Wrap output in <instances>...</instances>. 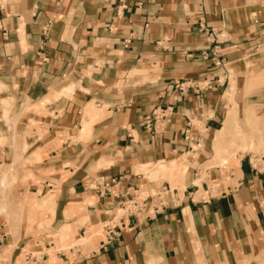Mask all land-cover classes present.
I'll list each match as a JSON object with an SVG mask.
<instances>
[{
    "label": "crops",
    "instance_id": "1",
    "mask_svg": "<svg viewBox=\"0 0 264 264\" xmlns=\"http://www.w3.org/2000/svg\"><path fill=\"white\" fill-rule=\"evenodd\" d=\"M257 129L264 0H0V264H264Z\"/></svg>",
    "mask_w": 264,
    "mask_h": 264
},
{
    "label": "rangeland",
    "instance_id": "2",
    "mask_svg": "<svg viewBox=\"0 0 264 264\" xmlns=\"http://www.w3.org/2000/svg\"><path fill=\"white\" fill-rule=\"evenodd\" d=\"M234 116V115H233ZM251 117L257 118V116H254L253 112L250 110V114L247 115V118L250 119ZM233 123H235V120L233 118ZM254 125V124H253ZM252 125V126H253ZM256 126V125H255ZM259 127V126H258ZM254 128V126H253ZM261 128L263 129V126H261ZM239 133V132H238ZM241 133V132H240ZM239 133V134H240ZM254 133L257 135V141H256V146L253 147H249V150L253 153L256 154H263L264 153V130L259 131L258 129L254 131ZM263 135V136H262ZM247 136L245 134H240V138L241 140H244V138H246ZM247 148L241 143V151L246 150Z\"/></svg>",
    "mask_w": 264,
    "mask_h": 264
},
{
    "label": "built area",
    "instance_id": "3",
    "mask_svg": "<svg viewBox=\"0 0 264 264\" xmlns=\"http://www.w3.org/2000/svg\"><path fill=\"white\" fill-rule=\"evenodd\" d=\"M160 114L156 113V112H152L150 116H147L145 118V127H149L150 123L152 121H154L157 117H159ZM248 162L250 164V166H252L253 168H255L256 166L259 165L260 162H264V153L263 154H254L252 155L249 159Z\"/></svg>",
    "mask_w": 264,
    "mask_h": 264
},
{
    "label": "bare ground",
    "instance_id": "4",
    "mask_svg": "<svg viewBox=\"0 0 264 264\" xmlns=\"http://www.w3.org/2000/svg\"><path fill=\"white\" fill-rule=\"evenodd\" d=\"M233 115L231 114L227 119H226V121L223 123L224 124V126H223V128H222V130L221 131H219L218 133H217V137H219V136H221V135H223V131L225 130V129H227V127L228 126H231L232 124H233ZM226 132V131H225ZM225 135V134H224Z\"/></svg>",
    "mask_w": 264,
    "mask_h": 264
}]
</instances>
